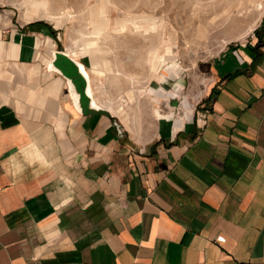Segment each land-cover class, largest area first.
<instances>
[{"label":"crops","instance_id":"1","mask_svg":"<svg viewBox=\"0 0 264 264\" xmlns=\"http://www.w3.org/2000/svg\"><path fill=\"white\" fill-rule=\"evenodd\" d=\"M25 6L0 11V264H264V15L204 65L189 111L107 109L119 136L48 69L51 6Z\"/></svg>","mask_w":264,"mask_h":264},{"label":"rangeland","instance_id":"2","mask_svg":"<svg viewBox=\"0 0 264 264\" xmlns=\"http://www.w3.org/2000/svg\"><path fill=\"white\" fill-rule=\"evenodd\" d=\"M46 3L50 10L38 17L57 29V39L53 41L56 50L87 65L97 101L112 113L118 112L123 121L124 115L128 119L155 120V109L166 117L174 116L170 107H181L183 111L193 108V96L197 93L191 91H200L207 84L204 65L215 61L227 49L249 43L264 15V0H46ZM27 8L25 0H0V11L13 9L19 13ZM93 8L105 11L99 17L103 26L100 34L94 32L90 24H96L89 22L86 14L82 17L87 9ZM66 11L70 18L57 27V21L67 17ZM131 17L137 21H157L158 32L144 35L134 27L122 32L110 29L115 21H128ZM255 23L258 25L249 31ZM43 46L46 47L44 41ZM155 48L161 55L169 50L171 59H154ZM94 49L102 62L100 74H95L91 63Z\"/></svg>","mask_w":264,"mask_h":264},{"label":"water","instance_id":"3","mask_svg":"<svg viewBox=\"0 0 264 264\" xmlns=\"http://www.w3.org/2000/svg\"><path fill=\"white\" fill-rule=\"evenodd\" d=\"M80 64L86 69L85 65L69 55L56 51L48 63V69L65 79L69 95L73 101L75 109L84 116L102 115L108 118L116 127L119 136H123V127L119 119L109 110L98 105L94 99L91 89V79L82 73ZM87 70V69H86ZM88 72V71H87ZM91 91V94H90ZM93 100L96 105H94Z\"/></svg>","mask_w":264,"mask_h":264},{"label":"bare ground","instance_id":"4","mask_svg":"<svg viewBox=\"0 0 264 264\" xmlns=\"http://www.w3.org/2000/svg\"><path fill=\"white\" fill-rule=\"evenodd\" d=\"M104 13H105V11H102V10H100V11H95V12H90L89 13V16L91 15L92 16V18H91V20H92V23H94L95 24V21H94V19L96 18V17H98V16H100V18L101 17H103L104 16ZM151 20V19H150ZM260 22V20L258 21V23ZM258 23H255L254 25H253V27L252 28H250L249 29V31H252V30H254L255 29V27L258 25ZM91 26H92V28H93V30H94V32H96V34H100V33H102V27L103 26H100V25H97L98 27H95L93 24H90ZM114 26L113 27H110V29L112 30V31H116V32H122V31H124V30H126L128 27H134L135 28V30L138 32V33H143L144 35H146V34H149V33H156V32H158V27H159V25H158V23H157V21H154L153 19L149 22V21H147V20H145V19H143V20H139V21H137V18H134V17H131L128 21H124V20H118V21H115L114 22V24H113ZM152 34V35H153ZM162 48V47H161ZM159 50H157L156 48L153 50V53H152V57L154 58V59H159V58H166V59H171V54H170V51L169 50H167V52H166V54L165 55H161L159 52H158ZM91 58H92V66L94 67V70H95V74H100L103 70H101L99 67L101 66V64H102V62H101V60H99V58L97 57V55H96V51H95V49L94 50H92V53H91ZM80 67H81V69H82V73L89 79V76H88V73H87V71H86V69L80 64ZM165 81H163V83H164ZM164 91L166 92V90H164L163 88H162V92L164 93ZM90 94H91V91H90ZM93 103H94V105H96V103H95V101L93 100ZM154 114H155V116H156V118H162L159 114H158V112L156 111V109L154 110ZM124 121H126L128 118H126V116L124 115ZM165 118H167V119H171V118H173V116L172 115H168V116H166ZM174 119V118H173ZM172 120V119H171ZM174 122V121H173ZM177 123V122H176ZM172 124H174V123H172Z\"/></svg>","mask_w":264,"mask_h":264}]
</instances>
